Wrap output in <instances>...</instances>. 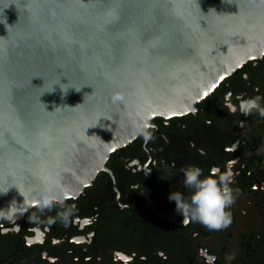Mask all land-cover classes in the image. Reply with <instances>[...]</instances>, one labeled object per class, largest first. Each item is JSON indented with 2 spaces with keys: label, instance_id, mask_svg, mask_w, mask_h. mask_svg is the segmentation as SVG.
<instances>
[{
  "label": "water",
  "instance_id": "95a60500",
  "mask_svg": "<svg viewBox=\"0 0 264 264\" xmlns=\"http://www.w3.org/2000/svg\"><path fill=\"white\" fill-rule=\"evenodd\" d=\"M0 9L5 186L81 193L145 112L150 121L191 112L264 55V0H0ZM13 197L23 199L14 186L0 207Z\"/></svg>",
  "mask_w": 264,
  "mask_h": 264
},
{
  "label": "flooded vegetation",
  "instance_id": "af4514ba",
  "mask_svg": "<svg viewBox=\"0 0 264 264\" xmlns=\"http://www.w3.org/2000/svg\"><path fill=\"white\" fill-rule=\"evenodd\" d=\"M239 94L264 97V55L220 80L195 112L155 116L146 146L136 137L111 152L94 180L65 200L78 209L68 227L37 228L27 213L1 227L0 264H209L212 256V264H229L232 252L230 264H264V117L232 112ZM190 164L204 174L232 171L227 228L185 223L168 199L190 193L181 172Z\"/></svg>",
  "mask_w": 264,
  "mask_h": 264
},
{
  "label": "clouds",
  "instance_id": "9594fccd",
  "mask_svg": "<svg viewBox=\"0 0 264 264\" xmlns=\"http://www.w3.org/2000/svg\"><path fill=\"white\" fill-rule=\"evenodd\" d=\"M226 2L231 3V0H226ZM0 12L3 13V9H0ZM0 23L7 24L5 17ZM3 48L4 45H0V50H3ZM68 87L71 86H67L64 90H67ZM229 95L231 96V94ZM114 99H120V97L117 96ZM237 101L236 104L230 107L232 112L238 111L241 115L247 117L255 110L260 117H264V106H262L264 97L256 95L245 98V94H239ZM193 112H195V109H193ZM238 124L243 127V121H239ZM152 129L153 126L149 116L145 112L141 120L132 127L129 135L133 138H142L146 146L153 139ZM235 146H233V150ZM149 171L147 170L145 174ZM181 172L183 174L182 184L191 191L188 195L180 191L171 192L168 199L175 202V211L184 218V222H198L213 231L227 228L232 223V214L229 209L236 198L233 189L230 187L234 179L232 171L229 169L221 172L218 167H214L208 174H204L201 167L190 164L182 168ZM13 186L23 199L18 202L13 197L5 207H0V223L13 224L27 213L28 222L37 228L43 225L51 226L56 223H60L66 228L78 212L75 204H68L64 199L66 192L79 195L80 193L76 192L75 189L66 186H56L55 190L52 186L41 189L20 188L14 183H8L5 186L4 181L0 180V196L7 195ZM33 207L35 210L29 211ZM54 209L55 214L48 215ZM234 258L235 252L225 257L229 264ZM214 260V256L210 257L209 264H212Z\"/></svg>",
  "mask_w": 264,
  "mask_h": 264
},
{
  "label": "trees",
  "instance_id": "16d2710c",
  "mask_svg": "<svg viewBox=\"0 0 264 264\" xmlns=\"http://www.w3.org/2000/svg\"><path fill=\"white\" fill-rule=\"evenodd\" d=\"M16 264H20L19 260L17 261V263H16Z\"/></svg>",
  "mask_w": 264,
  "mask_h": 264
}]
</instances>
